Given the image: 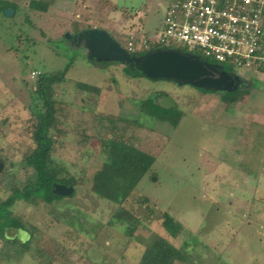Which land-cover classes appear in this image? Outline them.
I'll return each instance as SVG.
<instances>
[{
	"label": "rangeland",
	"instance_id": "374dc122",
	"mask_svg": "<svg viewBox=\"0 0 264 264\" xmlns=\"http://www.w3.org/2000/svg\"><path fill=\"white\" fill-rule=\"evenodd\" d=\"M32 1L39 0H0L1 8L18 7L11 17L6 11L12 8L0 9V203L31 172L23 160L36 148V78L68 66L66 81L55 88L60 132H52V158L62 177L79 184L74 196L52 205L17 202L14 216L28 231L36 229L37 241L18 258L13 248L20 246L0 239V264H138L159 237L185 249L189 264H264V71L237 72L253 87L240 88L235 106L215 92L197 101L199 88L131 78L123 64L91 59L86 42L75 39L101 29L127 48L130 34L160 32L175 0H46L47 13L31 11ZM80 83L98 86L100 93L85 92ZM162 93L186 112L175 130L141 111L145 98L158 100ZM120 117L142 127L125 140L156 158L123 205L140 220L131 236L113 219L119 205L97 173L103 143L115 137L108 121ZM165 212L185 227L179 236L163 228ZM7 235L29 238L15 229Z\"/></svg>",
	"mask_w": 264,
	"mask_h": 264
},
{
	"label": "trees",
	"instance_id": "16d2710c",
	"mask_svg": "<svg viewBox=\"0 0 264 264\" xmlns=\"http://www.w3.org/2000/svg\"><path fill=\"white\" fill-rule=\"evenodd\" d=\"M46 0L32 1L30 4L31 11H39L47 13L49 4ZM12 8L16 13L18 11L17 5H6L1 8V12ZM111 36L113 33H109ZM127 43L130 42L129 37ZM134 45L136 56H142L149 51L160 49V46H154L151 49H141V40L138 37L134 38ZM188 52L187 50H181ZM204 61L218 65L211 59H203ZM110 63H103L108 65ZM228 72H233L234 68L230 65H221ZM70 66L65 71L55 73H39L36 78L34 95L32 101L34 106L32 109V124H33V138L36 142L35 149H29L25 154L23 165L25 168L30 169L25 182L22 184H14L11 188L10 196L0 203V239L4 243L19 245L13 249L18 255V258L24 257L29 254L32 249L33 243L37 241L34 235L36 229L29 226L32 230L28 231L27 226L13 214V208L17 202H24L27 205L38 206L40 204L52 205L63 199V197L53 194V185L60 184L67 187L74 188V194L78 186L76 179L64 178L61 176L63 170L56 167L53 162L52 152L55 147V140L52 137V132H60L58 129V103L56 101V86L64 83L67 79ZM127 76L139 79L147 78L138 69H130L128 66L124 68ZM259 71H264V66ZM79 88L85 92L100 93V88L94 85H87L80 83ZM202 92L199 94L200 100L204 95L214 93L212 90L200 89ZM243 90L238 89L233 92H226L220 95L223 103L229 106L238 104ZM167 96L159 94L157 97ZM156 99L152 97L145 98L141 103V111L144 115L155 119L160 123L170 125L174 130L178 128L181 120L184 118L186 112L176 108L164 109L157 103ZM196 101L193 103L195 104ZM109 131L114 134L113 138H106L103 143V156L105 157L102 166L97 171L100 180H102L103 190L106 191L119 205V210L114 214L113 219L118 224L126 225L128 234L131 236L140 224V220L130 211L124 208V204L131 197L132 193L138 187L142 179L151 171L156 162V158L142 151L137 146L128 143L125 140L126 134L138 130L140 124L134 123L126 118L120 117L116 120H109ZM119 123L122 126H119ZM137 127V128H136ZM131 139H133L131 137ZM0 161L4 162L0 158ZM146 203L148 200L145 199ZM113 220V221H114ZM163 228L172 236L177 237L184 231L182 223L173 218L170 214L165 212L162 215ZM15 229L17 231L26 232L29 238L23 242L7 235L9 230ZM44 254L39 250L37 253ZM52 259V257H46ZM188 255L185 249H179L171 244L163 237L157 238L151 245H149L143 252L138 264H189ZM43 264H51L46 261Z\"/></svg>",
	"mask_w": 264,
	"mask_h": 264
},
{
	"label": "built area",
	"instance_id": "2783aa9c",
	"mask_svg": "<svg viewBox=\"0 0 264 264\" xmlns=\"http://www.w3.org/2000/svg\"><path fill=\"white\" fill-rule=\"evenodd\" d=\"M128 37L125 49L135 54L136 36ZM139 39L141 49L187 50L236 72L259 71L264 66V0H175L163 29Z\"/></svg>",
	"mask_w": 264,
	"mask_h": 264
},
{
	"label": "water",
	"instance_id": "95a60500",
	"mask_svg": "<svg viewBox=\"0 0 264 264\" xmlns=\"http://www.w3.org/2000/svg\"><path fill=\"white\" fill-rule=\"evenodd\" d=\"M14 10H7L11 17ZM79 42H86L91 59L99 63H120L130 69H138L152 81H172L181 86L212 90L222 94L233 92L245 86L239 74H228L222 66L213 65L201 57L180 50L156 49L142 56L130 54L108 32L101 29L84 30L75 36ZM156 103L164 109L176 108L170 97H162ZM3 164L0 163V172ZM53 194L70 197L74 194L73 187L54 184Z\"/></svg>",
	"mask_w": 264,
	"mask_h": 264
},
{
	"label": "crops",
	"instance_id": "0c3cea01",
	"mask_svg": "<svg viewBox=\"0 0 264 264\" xmlns=\"http://www.w3.org/2000/svg\"><path fill=\"white\" fill-rule=\"evenodd\" d=\"M259 81H263V78H257ZM245 81V80H244ZM245 83L246 84H249L251 87H253V85L251 84V83H249V82H246L245 81ZM240 133H241V131H240ZM239 138L241 139V134H239Z\"/></svg>",
	"mask_w": 264,
	"mask_h": 264
},
{
	"label": "flooded vegetation",
	"instance_id": "af4514ba",
	"mask_svg": "<svg viewBox=\"0 0 264 264\" xmlns=\"http://www.w3.org/2000/svg\"><path fill=\"white\" fill-rule=\"evenodd\" d=\"M95 61V60H94ZM224 71H226L228 74H234V73H237L236 71H233V72H228L227 70H225V68L223 67ZM162 97H166V96H161L159 97L158 99L162 98Z\"/></svg>",
	"mask_w": 264,
	"mask_h": 264
}]
</instances>
